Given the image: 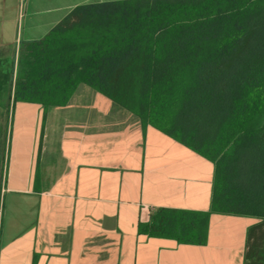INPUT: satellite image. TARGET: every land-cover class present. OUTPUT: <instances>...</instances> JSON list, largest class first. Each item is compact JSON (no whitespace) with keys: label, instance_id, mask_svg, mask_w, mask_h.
<instances>
[{"label":"trees","instance_id":"obj_1","mask_svg":"<svg viewBox=\"0 0 264 264\" xmlns=\"http://www.w3.org/2000/svg\"><path fill=\"white\" fill-rule=\"evenodd\" d=\"M87 85L215 165L209 212L160 208L141 234L205 246L212 214L257 218L264 264V0H121L77 7L18 69L13 104L65 107Z\"/></svg>","mask_w":264,"mask_h":264},{"label":"crops","instance_id":"obj_2","mask_svg":"<svg viewBox=\"0 0 264 264\" xmlns=\"http://www.w3.org/2000/svg\"><path fill=\"white\" fill-rule=\"evenodd\" d=\"M116 1L0 0V58ZM37 106L27 161L1 183L0 264H247L257 218L212 214L205 246L140 233L160 208L211 211L212 162L84 84L65 107Z\"/></svg>","mask_w":264,"mask_h":264},{"label":"rangeland","instance_id":"obj_3","mask_svg":"<svg viewBox=\"0 0 264 264\" xmlns=\"http://www.w3.org/2000/svg\"><path fill=\"white\" fill-rule=\"evenodd\" d=\"M20 57L21 50L18 57L13 56L10 52L9 56H1L0 62L3 63L5 70L13 68L16 72ZM7 100L10 101L9 105L6 104ZM37 108V105L22 102L14 105L12 103L11 85L6 86L4 91L0 93V212L2 203L1 183L12 171L14 159L17 165L19 162L23 164L24 161H27V151L34 144L35 139V132L31 130L37 128L39 130L43 124L44 117L37 114Z\"/></svg>","mask_w":264,"mask_h":264}]
</instances>
